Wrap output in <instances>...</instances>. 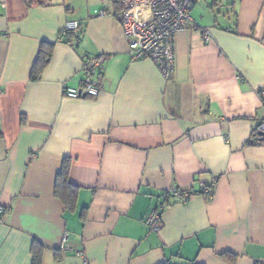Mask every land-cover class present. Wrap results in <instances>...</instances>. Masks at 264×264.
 Wrapping results in <instances>:
<instances>
[{
	"label": "crops",
	"instance_id": "obj_1",
	"mask_svg": "<svg viewBox=\"0 0 264 264\" xmlns=\"http://www.w3.org/2000/svg\"><path fill=\"white\" fill-rule=\"evenodd\" d=\"M89 1L82 12L76 0H0V264H32L36 246L39 264H264V0L223 13L195 0L169 77L131 59L112 0L105 14ZM68 20L79 39L60 34ZM42 45L50 56L31 79ZM95 56L99 94L65 96ZM66 157L72 209L54 192ZM173 189L190 196L168 198L151 229Z\"/></svg>",
	"mask_w": 264,
	"mask_h": 264
},
{
	"label": "built area",
	"instance_id": "obj_2",
	"mask_svg": "<svg viewBox=\"0 0 264 264\" xmlns=\"http://www.w3.org/2000/svg\"><path fill=\"white\" fill-rule=\"evenodd\" d=\"M195 0H120L118 18L121 23L123 35L126 39L131 59L149 58L160 69L164 77H169L173 70L175 52L174 39L178 31L187 28L193 23L190 14ZM100 10L99 14H105ZM78 21L68 20L60 31L65 36L69 31L78 30ZM205 41L210 39L209 33L202 29ZM103 57L96 56L83 63L85 76L77 87L63 88V94L69 98L96 97L100 92L99 82L93 76L101 72ZM262 105H264V87L258 91ZM257 130L264 133V117L260 120ZM206 196L212 194L211 188L201 187ZM171 196L177 200L186 201L190 193L170 190L165 204L161 209L152 210L147 216V224L153 230L161 226L160 213L164 205L168 204ZM3 209L0 207V214ZM67 236L61 239L60 248H67Z\"/></svg>",
	"mask_w": 264,
	"mask_h": 264
},
{
	"label": "trees",
	"instance_id": "obj_3",
	"mask_svg": "<svg viewBox=\"0 0 264 264\" xmlns=\"http://www.w3.org/2000/svg\"><path fill=\"white\" fill-rule=\"evenodd\" d=\"M27 5H32V4H43L44 0H24ZM114 6H115V11L116 15H118L119 10H120V0H112ZM76 31V30H75ZM74 31H69L66 34V37L68 38L70 35L73 34ZM82 34V28L79 27L77 32L75 33V36L77 39L80 38ZM44 45V44H43ZM42 45V46H43ZM40 49V55L37 58L36 62L34 63L32 73H31V79L37 78L38 74L40 73L41 69L44 67V65L47 63V60L50 56V52H48L44 46ZM51 46V45H50ZM96 57V56H95ZM259 133V131H257ZM256 142H264V137L258 136ZM248 144H253L255 141H252V139L247 140ZM69 159L66 157L63 159L60 170L58 171L55 179V187H54V192L55 195L58 196L62 201L65 203V206L69 209H72L75 206V201H76V194H77V185L71 183L67 177V169H68V161ZM165 195L168 194V192L164 193ZM40 247L36 246L35 250L33 252V259H32V264H39L40 263ZM227 259L232 260L233 259V254L231 253H224L223 254ZM180 259L179 261H174L171 259L164 260L161 264H201V263H196L191 260H186L183 259L182 257H178Z\"/></svg>",
	"mask_w": 264,
	"mask_h": 264
},
{
	"label": "rangeland",
	"instance_id": "obj_4",
	"mask_svg": "<svg viewBox=\"0 0 264 264\" xmlns=\"http://www.w3.org/2000/svg\"><path fill=\"white\" fill-rule=\"evenodd\" d=\"M78 2V9H80L82 12H85L86 9H87V2L89 0H76ZM208 3L210 4L211 3V0H201L200 1V4L198 6V9H202L204 12H206L207 10L210 11V7L207 5V7H205L206 5H204V3ZM229 0H217V4H221L220 5V12L223 13L225 8L227 7V2ZM110 1L109 0H91V2L89 1V3L91 4V7H92V10L95 9L96 11H99V10H106L108 9L109 7L107 6V3H109ZM207 8V10H206ZM213 10L215 11V15H217V9L215 7H213Z\"/></svg>",
	"mask_w": 264,
	"mask_h": 264
},
{
	"label": "water",
	"instance_id": "obj_5",
	"mask_svg": "<svg viewBox=\"0 0 264 264\" xmlns=\"http://www.w3.org/2000/svg\"><path fill=\"white\" fill-rule=\"evenodd\" d=\"M259 133H260V135H262L264 137V133L263 132H259Z\"/></svg>",
	"mask_w": 264,
	"mask_h": 264
}]
</instances>
